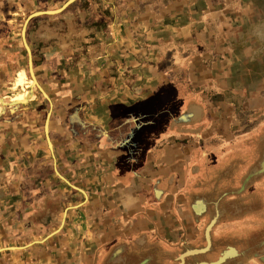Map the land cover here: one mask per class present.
<instances>
[{"label":"crops","instance_id":"obj_1","mask_svg":"<svg viewBox=\"0 0 264 264\" xmlns=\"http://www.w3.org/2000/svg\"><path fill=\"white\" fill-rule=\"evenodd\" d=\"M86 1L88 6L77 5L64 23L44 20L33 37L47 54H66L70 47L76 51L73 68L59 67L58 80L47 83L50 93L45 94L54 102L51 127L44 135L54 157L49 128L63 132L54 137L61 168L66 169L67 161H82V171L75 176L81 187L55 169L56 174L84 195L85 205L97 195L90 218L98 239L105 233L97 224H106L110 241L143 242L150 251L140 253L151 258L157 249L163 256L157 242L200 241V225L208 211L219 208L202 234L205 241L212 223L211 239L213 226L226 212L223 203L236 207L233 200H225L226 194L241 195L260 183L264 173L259 106L241 107L234 116L239 123L230 119L229 127L221 121L224 112L210 114L211 98L219 97L221 89L211 94L207 81L219 70H208L207 65L217 63L223 48L227 9L222 6L227 0ZM244 49L238 63L258 65L259 58L249 57L252 52ZM50 56L47 64L54 60L62 65L63 57L65 64L69 61L63 54ZM16 79L10 99L23 102L25 92L17 93L16 86L25 82L35 89V84L30 76ZM243 111L249 116L247 125L240 123ZM66 144L71 146L68 151L63 149ZM104 193L107 199L101 201ZM112 249L113 256L121 253L117 245Z\"/></svg>","mask_w":264,"mask_h":264},{"label":"rangeland","instance_id":"obj_2","mask_svg":"<svg viewBox=\"0 0 264 264\" xmlns=\"http://www.w3.org/2000/svg\"><path fill=\"white\" fill-rule=\"evenodd\" d=\"M65 1L0 0V264H179L182 254L202 249L203 253L184 257L183 264L213 263L229 250L235 254L221 264H264V173L259 176L260 183L253 188L248 186L241 195L234 198V194L227 193L224 196L225 200H233L231 204L236 207L223 203L222 208L226 212L219 223L213 226L211 239H208L209 247L206 234L209 237L212 223L206 228L205 241L202 234L209 218L217 215L219 208L209 210L207 218V214L202 216L206 221L200 225V241L157 242L165 250L162 249L163 256H160L157 249L154 251L157 256L151 258L140 253L143 250L147 253L150 251L145 249V242L142 244L123 239L110 241L106 235V224H97L105 234L99 239L96 237L94 231L97 228H92L90 215L97 195L92 194L93 203L88 196L89 201L85 205L84 195L65 185L55 172L56 169L60 175L66 174L71 185L81 187L80 180L76 181L75 176L82 171L78 167L82 161H67L66 169L61 168L62 163L57 154L59 150L56 148L60 146L55 145L54 137L63 135L62 131L53 132L49 128L51 131L48 135L52 136L54 143V157L48 152L44 122L50 113L48 126L51 127V103L54 99L47 100L36 86L35 89L27 87L25 82L14 90L17 93L25 92V100L14 102L10 99L16 78L20 75L30 76L28 54L21 35L26 20L35 13L59 10ZM79 4L82 7L88 6L86 0H75L64 7L67 8L64 13L38 14L25 25V41L31 53L34 77L47 94L50 93L46 90L47 83L58 80L59 72L62 71L59 67L65 66L67 71L73 68L76 51L70 47L66 49V54L64 50H54L55 54H47L42 44L33 40L35 29L44 25V20L48 23L53 20L64 23L66 15H73ZM222 8L227 9L222 24L225 32L222 35L223 48L218 50L220 54L215 60L217 63L207 65L208 70H219L216 78L207 82L211 84V94L220 88L221 92L217 94L221 95L210 97L211 105H214L210 114L218 115L219 110L224 112L222 115L225 117L221 121H226L229 127L232 124L230 119L237 121L234 116L239 115L241 107L247 109L259 106V119L263 121L264 0H227ZM252 38L253 42L250 43ZM234 40L237 42L234 43ZM241 43L243 46H239ZM68 44L74 46V38ZM32 46L35 48L32 49ZM243 47L252 52L249 57L254 55L259 58L258 65L247 63L243 66L238 63V56L245 51L241 50ZM62 54L69 59L67 64L64 63V57L60 59L62 65L54 60L47 64L50 55ZM59 56L56 60H59ZM224 107L231 108V111H224ZM246 113L243 111L244 116L240 120L244 125H247L249 119ZM259 132L264 134L263 129ZM69 148L71 146L68 144L63 146L64 151ZM100 199L106 201L107 195L100 194ZM115 245L118 246L117 252H121L118 256L111 253ZM123 246L126 247L125 252Z\"/></svg>","mask_w":264,"mask_h":264},{"label":"water","instance_id":"obj_3","mask_svg":"<svg viewBox=\"0 0 264 264\" xmlns=\"http://www.w3.org/2000/svg\"><path fill=\"white\" fill-rule=\"evenodd\" d=\"M75 0H69L63 7H62V9L65 7V6H67L68 4H70V3H72V2H74ZM61 9V10H62ZM60 10V11H61ZM43 13H51V12H39V13H35V14H33V15H31V16H29L28 17V19L26 20V23H27V21L30 19V18H32V17H34V16H36V15H38V14H43ZM26 23H25V25H26ZM25 25H24V27L22 28V32H21V35H22V40H23V45H24V47H25V49H26V51H27V54H28V72H29V75H30V77L33 79V81H34V84H35V86L37 87V89L39 90V92L42 94V96L44 97V98H46L47 100H49L48 99V96L45 94V92L41 89V87L38 85V83H37V81H36V79H35V77H34V73H33V69H32V59H31V53H30V50H29V48H28V46H27V44H26V41H25ZM49 116H50V113H48V115H47V118H46V122H45V126H44V130H45V133H46V135H47V126H48V119H49ZM47 140H48V136H47ZM48 145H49V147H50V142H49V140H48ZM209 245V244H208ZM204 250V249H203ZM207 251V250H206ZM193 254H198V252H196V251H191ZM200 252H203L202 250L201 251H199V253ZM229 257V255H222L219 259H218V261H216V262H213V263H201V264H221L222 262H224V260L226 259V258H228ZM180 261H181V259H180Z\"/></svg>","mask_w":264,"mask_h":264},{"label":"bare ground","instance_id":"obj_4","mask_svg":"<svg viewBox=\"0 0 264 264\" xmlns=\"http://www.w3.org/2000/svg\"><path fill=\"white\" fill-rule=\"evenodd\" d=\"M208 230H209V228H208ZM206 238H207V246L209 247L208 244H210V243H209V240H208V233L206 234ZM208 247L206 248V250H208ZM200 251H201V250H200ZM202 251L204 252V250H202ZM231 251H232V250H229V251L225 252L224 254H225V255H229V256L234 255L235 253H234V252H231ZM196 252L199 253V251H196ZM203 252H200V253H203ZM224 254H223V255H224ZM188 255H194V254H193L191 251H188V252L182 254V255L179 257V259H181V261L179 262V264H183L184 257H186V256H188Z\"/></svg>","mask_w":264,"mask_h":264}]
</instances>
